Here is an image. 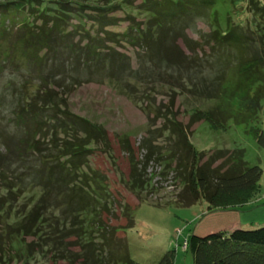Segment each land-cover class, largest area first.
Returning a JSON list of instances; mask_svg holds the SVG:
<instances>
[{
  "label": "trees",
  "instance_id": "16d2710c",
  "mask_svg": "<svg viewBox=\"0 0 264 264\" xmlns=\"http://www.w3.org/2000/svg\"><path fill=\"white\" fill-rule=\"evenodd\" d=\"M125 1L5 0L0 2V41L2 43L0 69L8 65L13 67L15 59H21L24 61L21 63H26L29 69L33 67L34 69L30 70H34V73H38V77H41L37 82L40 85L38 84L35 91L26 89L22 92L20 89V93L15 95L9 92L11 88L9 86L0 94L1 138L2 136L6 138L9 131L14 134L23 129L27 131L24 137L19 138V141H23L24 147L21 151L25 152L16 154L17 158L12 161L6 158L5 163L0 166V190L5 191L0 193V264H5L14 253L23 256L28 250L30 251L26 243L28 236L43 239L42 247L37 242L41 249L45 246L52 253L60 252L59 235L64 231L67 236L74 234L76 240H80L79 243H82L84 248L83 251L82 248L78 250V255L90 259L87 262L105 264L109 261L104 255L106 244L98 245L94 240L89 239L100 234L102 230L100 204L104 200L106 191L98 172L84 171L90 146L95 141L107 145L106 133L102 127L86 118L70 113L67 115L74 133L67 135V138L61 141L62 143L51 141L47 144V148L42 150L40 133L43 129H54L56 123L61 122L62 114L65 113L63 109L67 106L66 99L56 92V87L64 84L65 74L61 75L55 69V67L60 68L61 64L66 67L67 61L61 57L63 51L67 52L66 49L71 54H78L76 49L71 48L69 44L71 41L66 40L71 35V30L66 31L64 27L67 26V19L71 15L83 19L92 18L89 16L91 14H84L88 10L89 13H93V19L103 29L105 26L114 24L116 18L113 13L120 9L121 3ZM145 1L142 0L147 5L152 4L153 7L155 4V10L152 11L153 8L148 9L149 7L143 9L144 13H149L146 26L134 29L132 32L136 35L139 41L137 44L141 46L144 53L143 60L148 58L145 64L154 61L157 54L163 55L166 51H170L171 59H169L170 56L166 58L170 63L164 71H169V75L174 79L171 80L174 92L191 93L194 99H200L203 94L201 92L205 91L204 88L209 83L212 85L215 83L219 87L216 92L220 98L217 103L218 113L214 114L209 109L198 107L185 109L193 119L192 121L207 123L214 130L227 129L232 122L236 126H243L244 133L251 136L260 148L264 147L260 127L261 101L264 100V49L248 50L249 45L246 44L249 41V44L254 43L255 38H259L258 40L264 44V4L260 0H246L244 3L241 0H162L156 3L155 0H150L149 3ZM245 9L252 14L253 20L246 18V24H243L240 18L237 17L238 20H236L233 17L236 13L240 16V12L244 15ZM159 11L163 16H159ZM198 14L204 16L209 25V31L202 36L209 49V55L204 53L203 56H198V52H195L191 46L192 40H187L192 53L184 55L171 42L173 36L162 40L161 36L152 32L157 28L160 30L162 26L165 27L164 22H169L173 26H178V30L174 27L167 30L169 34H175L182 28L186 29L189 20L193 21ZM162 17L164 22L161 21ZM181 23L184 25L181 26ZM7 24L16 25L23 32L22 37L11 40L9 45L5 41V36L2 37ZM252 28L256 33L255 38L254 32H251ZM127 33L126 31L124 36ZM59 35L58 42L66 43L67 47L61 49L62 54L59 52L55 54L56 58H53L50 56L51 49L57 43L56 36ZM182 39H186V35H183ZM96 41L100 43L99 40ZM96 41L88 42L82 52L79 50V54H84L86 57L83 59L81 55L79 65L90 68L91 63L95 64L94 67L100 66L101 63L102 71H110L113 69L111 64L115 65L117 60L121 71H124L126 65L129 66L127 60L117 52L108 54V57H111L110 64H106L105 61L108 59L102 57L101 51L95 48ZM192 43L195 44V42ZM232 43L242 46L241 52L246 53L244 58H236L235 54L230 53ZM161 59L162 57L159 58ZM234 59L239 61L234 62ZM227 62L235 64L236 74L230 76L232 79L228 76L224 81L213 80L212 66L220 65L224 73L226 69L223 63ZM44 67L48 68L46 73H44ZM143 73L146 81H150L151 75ZM128 78L129 75H125L123 79ZM12 79L14 78L6 80V86L9 83L12 85ZM228 79L233 82L228 84ZM197 83H202V88ZM22 87L25 88V85ZM206 92L209 95L211 90ZM8 109L11 117L8 116ZM164 121L171 134L170 148L163 153H154L149 146L142 161L133 160V152L127 139L121 138V145L129 154L128 185L130 189L141 192L152 185L153 178H145L144 170L145 164L153 158V154H156L157 160L160 156L161 162L175 159L174 177L179 178L182 185L175 199L178 205L190 206L204 201L209 210H226L242 208L255 198L259 192L262 176V169L258 165L249 164L240 155L241 153L236 152L235 156L229 158L230 162L224 161L216 168L212 169L207 164L202 166L203 164H200L202 151H198L187 140L186 131L181 123L170 117ZM65 123L68 124V122ZM91 134L94 135L91 136ZM145 146L148 147V143ZM140 163L143 165L139 166ZM51 175L54 178L56 176V182L49 179ZM6 192L7 195L16 197L14 204L5 198ZM33 195L34 198H31ZM56 204L65 209L63 218L52 217L55 211L52 207ZM69 218H71L69 220L71 224L67 225L66 221ZM129 219L130 223L124 228L134 225L132 214ZM102 238L104 239L105 236ZM184 240L185 250L189 251L192 264H264V225L256 228L237 227L205 235L192 233ZM122 252L123 257L120 262L115 263L111 259L109 263L141 264L128 256L125 247L122 248ZM173 258L174 251L168 250L155 264H172Z\"/></svg>",
  "mask_w": 264,
  "mask_h": 264
},
{
  "label": "rangeland",
  "instance_id": "374dc122",
  "mask_svg": "<svg viewBox=\"0 0 264 264\" xmlns=\"http://www.w3.org/2000/svg\"><path fill=\"white\" fill-rule=\"evenodd\" d=\"M156 1L162 0H155L154 2L156 3ZM245 1L241 0L242 3ZM260 1L264 4L263 0ZM145 2L149 3L150 0ZM121 4L120 9L115 10L113 13L116 18L114 24L105 26L103 29L93 19V13H89L88 10L84 14H91L89 16H92V18L85 17L83 19L71 15L67 19V26L64 27H66V31L71 30V35L66 40L71 41L69 42L71 48L76 49L78 54H71L66 49L67 52L63 51V56H61L67 61L66 67H63L62 64L59 65L60 68L55 67L58 73L65 74L64 84L56 87V92L66 99L67 106L63 109L65 113L62 114L61 122L56 123L54 129H43L40 133L42 140L40 148L45 150L47 144L51 141L59 143L65 140L67 135L74 133V128L69 123L70 120L68 119L70 118L67 113L84 117L95 125L102 127L107 135L108 143L105 145L95 141L90 146L86 160L87 165L84 167L85 172H98V175L102 177L104 191H106L104 200L100 204L102 230L100 234L92 235L93 237H89V239L94 240L98 245L106 244L104 248V255L107 256L106 260L111 261L112 259L115 263L120 262V259H122V248L125 247L128 256L141 264H155L160 256L168 250L174 251L172 264H192L190 253L185 250L184 238L192 234L195 229L200 231L202 226L207 224L208 221L200 223L207 214L223 210H209L204 201H199L190 206L176 204L175 199L182 185L179 178L174 177L175 159L161 162L160 156H158V162L156 154H153V158L145 164L144 170L145 178H153L152 185L141 192L130 189L128 185L129 154L122 147L121 138L127 139L126 141H128L133 152V160L142 161L149 150V146L154 153H163V151L170 148L169 138L171 132L164 124L166 122L164 119L170 117V119H175V121L181 123L186 131L187 140L198 151H202V158L200 159L202 166L207 164L212 169L216 168L222 162H227L229 158L235 156L236 152L241 153L240 155L249 164L258 165L262 169L259 192L242 209L243 213L240 217L243 221V228H256L264 225V147L260 148L251 136L246 135L243 126H236L232 122L227 129L214 130L207 123L192 121L193 119L186 111L192 107L209 109L214 114L218 113L217 103L220 99L216 94L219 89L218 85L209 83L204 88L205 91L201 92L203 94H201L200 99H194L191 93L178 94L174 92L172 83L174 79L169 75V71L166 70L167 73L164 71L169 66L170 61L166 58L170 56L171 52L166 51L163 55L157 54L154 61L145 64L148 58L145 61L143 60L142 48L137 44L139 41L136 39V35L132 34L134 29L146 26L149 13H144L143 9L149 7L148 9L153 8L152 11H154L155 4L153 3V7L152 4L147 5L142 0H126ZM244 6L245 4H243ZM197 13L199 12L197 11ZM201 14L195 15L196 18L193 21L189 20L190 25L188 24L186 29L182 28L175 34H169L167 30H170L171 27L178 30V26L164 22L162 17L161 21L166 24L165 27L162 26L160 30L157 28L152 32L157 33V36H161L162 40L173 36L171 42L184 55L192 53L187 40H192L191 46L195 52H198V56H203L204 53L209 55V49L205 40L202 39V36L209 31V25ZM242 14L240 12V16H237L236 13L233 18L236 20L240 18L244 22L243 24H246V18L253 20L252 14L248 13L246 9L245 14ZM159 16H163L160 11ZM183 25L184 23H181V26ZM126 31L128 33L124 36ZM3 32L2 37L5 36L7 45L11 40L23 36L22 29H18L16 25L7 24ZM251 32H254L255 38L256 33L253 28ZM183 35H186V39H182ZM56 39L57 43L52 47V53H50L53 58H56L55 54H59L61 49L67 47L66 43L58 42L60 41V35L56 36ZM258 39L255 38L254 43L249 44L250 41L247 42L246 44L249 45H247V49H264V44ZM96 40H99L100 43ZM93 41H96L95 48L101 51L102 57H107L106 64H110L111 57H108V54L117 52L127 60L129 66L126 65L124 71H121L117 65L119 63L117 60L115 65L111 64L113 69L110 71H102L100 69L101 63L98 67H94L95 64L91 63L92 67L90 68L79 65L82 55L79 54V50L82 52L88 42ZM192 42H195V44ZM241 50L243 48L238 43H232L229 49L231 54H235L236 58H244L246 53L241 52ZM82 56L83 59H86L84 54ZM160 57H162L161 60H159ZM169 59H171V56ZM15 60L17 62L15 61L13 67L8 65L4 69H0V94L9 86H11L9 92L17 95L20 93V89H22V92L26 89L35 91V88L40 85L37 82L41 77L39 78V74L34 73V70H30L34 68L30 65L31 68H27L26 63H21L24 62L21 59ZM233 61L238 62L239 60L234 59ZM223 65L226 73L222 72L220 65L212 66L211 77L213 80L224 81L228 76L236 74L237 69L234 63L227 62ZM47 69V67H44V73L47 72ZM143 72L151 75L150 81H146ZM125 75H129L126 80L123 79ZM8 78L14 79L11 80L12 85L9 83L6 86ZM230 79L227 80L228 84L233 82ZM202 83H197V85L202 88ZM23 85H25V88L22 87ZM53 90L55 91V89ZM207 90H211L209 95L206 92ZM7 113L11 117L9 109ZM260 118L263 122L264 100L261 101ZM4 119L7 121L6 117ZM262 122L260 127L264 139V123L262 124ZM25 133L27 134V131L23 129L17 134L9 131L6 138L2 136L4 139L0 136V166L5 163L6 158L12 161V159L17 158L16 154L25 152L21 151L24 148L23 141H19V138L24 137ZM76 134L78 135V133ZM93 135L91 134V136ZM147 143L148 147L145 146ZM167 155H169V152H167ZM142 165L143 163L139 164V166ZM53 175L49 179L56 182V176L54 178ZM1 192L5 193L3 190H0ZM5 196L12 204L16 201L14 195H7L6 192ZM31 198H34V195ZM59 207L60 205L57 204L52 207L55 209V211L52 210L53 218H63L65 209ZM131 214L134 225L130 228H124L130 223L129 216L131 218ZM69 220L71 218L67 219V225L71 224ZM55 225L57 224L55 223ZM64 232L59 235L61 245L58 247H60L62 253L59 251L52 253L45 246L41 249L44 243L43 239L28 236L26 243L30 247V251L28 250L23 256L15 253L10 255L5 264H92L87 262L90 259L78 255V250L82 248L83 251L84 248L82 243H79L80 240H76L74 234L67 236V233ZM101 235L105 238L103 239ZM37 242L41 244V247ZM81 245L82 247H80ZM109 261L105 264H111Z\"/></svg>",
  "mask_w": 264,
  "mask_h": 264
},
{
  "label": "crops",
  "instance_id": "0c3cea01",
  "mask_svg": "<svg viewBox=\"0 0 264 264\" xmlns=\"http://www.w3.org/2000/svg\"><path fill=\"white\" fill-rule=\"evenodd\" d=\"M264 121L262 122V124ZM246 207V206H244ZM227 209L223 211H216L215 213L207 214L200 223L208 221L207 224L202 226L200 231H195L193 233L198 235H205L217 231H228L237 227L243 226V221L240 215L243 213V208Z\"/></svg>",
  "mask_w": 264,
  "mask_h": 264
},
{
  "label": "bare ground",
  "instance_id": "6f19581e",
  "mask_svg": "<svg viewBox=\"0 0 264 264\" xmlns=\"http://www.w3.org/2000/svg\"><path fill=\"white\" fill-rule=\"evenodd\" d=\"M37 151V150H36ZM55 160V159H54Z\"/></svg>",
  "mask_w": 264,
  "mask_h": 264
}]
</instances>
